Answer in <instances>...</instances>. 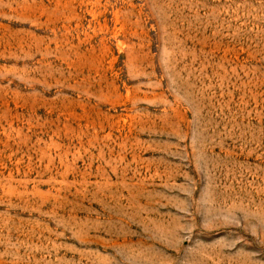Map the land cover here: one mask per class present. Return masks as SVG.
Returning <instances> with one entry per match:
<instances>
[{"label": "rangeland", "instance_id": "1", "mask_svg": "<svg viewBox=\"0 0 264 264\" xmlns=\"http://www.w3.org/2000/svg\"><path fill=\"white\" fill-rule=\"evenodd\" d=\"M0 264H264V0H0Z\"/></svg>", "mask_w": 264, "mask_h": 264}]
</instances>
